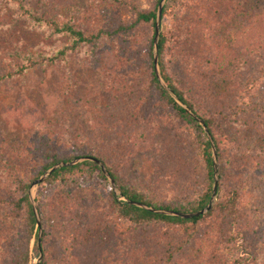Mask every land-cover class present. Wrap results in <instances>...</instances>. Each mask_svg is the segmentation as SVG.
Returning a JSON list of instances; mask_svg holds the SVG:
<instances>
[{"label":"rangeland","instance_id":"obj_1","mask_svg":"<svg viewBox=\"0 0 264 264\" xmlns=\"http://www.w3.org/2000/svg\"><path fill=\"white\" fill-rule=\"evenodd\" d=\"M155 1L22 0L40 16L59 24L69 22L87 35L104 30L96 43L84 44L60 57L59 51L69 43L65 34H54L45 26L33 24L20 15L14 2L0 0V56L16 64L27 63L28 59L39 62L23 75L0 83V264H10L15 252L13 244L25 241V210L23 205L16 208L22 197L18 180L30 183L28 200L30 204V194L43 239L40 245L44 253L40 250L39 255L44 254L47 264H125L118 260L131 250L135 232L128 220L115 216L108 188L102 182L64 190L43 184L47 177L32 187L44 175L36 177V171L48 161L49 142L61 143L58 153L80 149L99 156L135 184L155 181L157 176L166 174V167L194 156L196 147L190 130L163 106L149 85L145 47L149 29L140 25L125 34H107L121 25H130L135 19L134 9L152 10ZM173 4L174 0H167L164 6ZM235 8L238 14L231 12V19L222 18V29L205 32H214L211 40L223 47L215 53L205 44L206 50L196 49L192 54L207 60L215 53L216 57L230 60L221 63L224 66L235 63L230 64L229 77L222 82L207 81L210 95L217 102L227 96L235 101L240 92L249 97V106L242 115L247 125L230 127L217 119L213 133L230 151V161L235 162L236 153L244 157L241 173L233 171L236 176L229 177L234 174L227 172L226 190L233 197L239 194L234 230L243 231L248 239L245 247L253 258L248 264H264V0H236ZM173 25V17L165 18L160 35L169 32ZM195 26L197 34H204L203 26ZM52 57L56 58L49 61ZM169 59L171 73L183 86L190 87L191 69L184 55ZM203 64L208 69L213 67L208 61ZM130 84L131 91L121 92ZM240 96L245 101L244 95ZM239 132L244 138L237 150L238 143L225 141ZM87 157L94 158L86 155L70 162ZM103 161L100 162L105 166ZM217 167L219 178L218 157ZM174 186L175 183L171 190ZM197 188L198 185H189L187 189ZM102 218L114 227L111 243L106 245L89 231ZM210 223L208 220L203 224L202 233L212 231ZM37 229L36 226L35 232ZM28 247L30 264H34L39 257L35 254L34 234ZM195 248L198 254H193L187 264H225L220 256V260L213 257L215 246L208 245L206 239L198 241Z\"/></svg>","mask_w":264,"mask_h":264},{"label":"trees","instance_id":"obj_2","mask_svg":"<svg viewBox=\"0 0 264 264\" xmlns=\"http://www.w3.org/2000/svg\"><path fill=\"white\" fill-rule=\"evenodd\" d=\"M9 1L14 2L20 15L33 24L45 26L50 29L52 33L58 35L65 34L69 38V43L58 53L60 57L75 52L84 44L90 45L96 43L104 34V30H100L96 34L87 35L69 22L59 24L44 15L40 16L36 11L24 5L22 0ZM235 1L236 0H193L186 2V0H174V4L171 5V7L164 6L162 10V21L165 20V18L173 17L174 25L169 32L161 33L157 44L158 68L165 84L196 118H200L204 122L216 147L219 160L217 200L208 213L186 220L179 217L155 214L130 205L128 202L119 201L107 183L100 167L90 161H84L74 166L58 168L54 170L43 183L46 186L71 190L83 183L91 184L102 182L104 186L108 188L107 194L111 199V205L115 216L118 219L128 220L131 229L135 232V237L132 239L131 250L126 257H121L118 260L120 262L125 264H187L188 260L193 257V254H198V250H196L197 248H195V246L198 241L200 242L203 239H206L208 245L211 244L215 246L216 251L213 257L219 260L221 257L225 264H248L250 263L249 260H253V258H251V250L245 247L248 240L245 233L243 231L234 230L237 225L238 213H236V208L239 194L237 193L234 195L236 197H233V194L226 190L227 183L225 181L226 178L236 176L233 171L236 173L242 172V167L245 163L244 157L236 153L234 156L235 162H233V160L230 161V151L226 150L225 147L217 141L213 133V124H215L214 122L217 121V119L224 120L230 127L246 126L247 122H245L242 115L247 111L246 106H249V103L246 102L249 97L245 96V93L240 92L239 95H244L245 101H243L244 99H242L241 96L238 97L239 95H237L235 101H232V99L227 96L223 99L224 101L219 103L210 95V91L207 88L208 80L212 79L214 83H218L228 78L230 74V64L232 63L235 65L233 61L227 66L221 64H226L230 61L224 60L225 56L220 58L215 56L218 48L223 47V45L211 40L214 37V32L208 35L205 34V32H216L218 28L222 29L225 25L223 20H228L229 17L230 19L232 17L229 13L234 12V14H238L235 8ZM159 2L160 0H156L153 9L149 11L134 9L133 13L135 14V19L130 25H121L117 29L111 31L112 33L107 34L110 37L125 34L136 29L140 25L146 26L149 29V39L145 41L150 75L149 85L151 89L155 91L163 106L190 130L196 147L194 156L181 159L180 161L178 160L179 165H173L170 168L166 167V174L159 177L157 176L155 181L150 182L149 180L146 182L142 180L141 183L135 184L128 181L126 177H122L115 167L103 161V158L99 156L80 149L79 151L76 150L68 154L63 150H61L62 153H58L57 151H59V145H61V143L58 145L59 141H57L56 145H54L49 142L48 149L50 155H48V161L41 166L40 170L36 171L38 172L36 177L42 175L60 162L69 163L74 159L90 155L104 162L106 170L114 180L118 192L128 201L143 203L148 207H153L158 210L180 213L198 212L207 206L212 195L214 183L210 142L197 119L192 117L169 96L160 85L155 74L152 50L155 36L156 10ZM198 13H201V16L198 15ZM218 15L219 18L217 17ZM195 25L203 26L204 34H197L195 32ZM196 34L199 35L200 38H198ZM204 36H206L209 41H206L207 39L203 40ZM205 44H208L209 50L215 52L214 54H210L211 59L205 60L202 56L192 54V51L196 49L206 50ZM173 51H175L174 54H172ZM170 53L172 55H170ZM182 54L184 55L187 66L191 69L189 74L190 80L188 82L190 87L183 86L168 68L167 60H170L169 58L172 56L178 57ZM53 58L56 57L49 58L48 60L51 61ZM205 61L211 62L213 67L208 69V67L203 64ZM217 63H220V65ZM38 64L39 62L33 59H28L27 63L24 64H16L0 56V83L19 77ZM221 67H224L223 70L219 69ZM204 84L206 85L205 88ZM122 89L121 92L131 91V84L127 88ZM215 102L216 104H214ZM211 104H213L212 107L215 111L211 107ZM238 110L242 112L238 113ZM122 132L124 133L125 131ZM243 138V134L239 132L238 135L236 134L229 139L232 140L231 142L229 140L225 142L229 144L232 142L238 143L237 150H239V144H241ZM124 142H126V140ZM116 147L121 148L122 146L116 145ZM229 171H232L234 175L228 177L227 172ZM164 176L167 177L165 178ZM36 177H34V179ZM167 180H170V182ZM174 183L175 189L171 190ZM16 184L22 194L16 208L21 209L23 205L25 210L23 225L24 234L22 236L25 238V241H23V243L19 241L13 244L15 252L12 254V262L10 264H30L29 240L34 234L35 254L37 258L40 250L44 253L42 245L43 239H40L42 243L39 247L38 229L35 232L37 221L28 200L30 183L24 184L18 180ZM177 185L178 189L176 191ZM189 185H198V188L189 190L187 189ZM212 219H220V221L212 222ZM208 220H210L213 229L205 234L202 233L201 230L203 224ZM215 228L219 230L216 231ZM91 229L93 230H89L91 236L98 237L102 244L106 245L107 243H111L114 227L109 221L102 218L100 222L93 224ZM125 245L126 243H124L121 248L124 249ZM99 246L101 247V245ZM38 264H47L44 254L42 260Z\"/></svg>","mask_w":264,"mask_h":264},{"label":"water","instance_id":"obj_3","mask_svg":"<svg viewBox=\"0 0 264 264\" xmlns=\"http://www.w3.org/2000/svg\"><path fill=\"white\" fill-rule=\"evenodd\" d=\"M166 1L167 0H160L159 4L157 6V10H156L155 36H154V42H153V63H154V67H155V74H156V77H157L160 85L169 94V96L171 98H173L178 105H180L182 108H184L192 117L196 118V116L194 114H192V112L185 105H183L176 98V96L173 94V92L168 88V86L165 84V82H164V80H163V78H162V76L160 74L159 68H158L157 44H158V40H159V37H160V29H161V22H162V10L164 8V4H165ZM196 119H197L199 125L202 126V128L204 129V131H205V133L207 135V138H208V140L210 142L211 149H212V160H213V171H214V183H213L212 195H211L210 201H209V203L207 204V206L204 209H202V210H200L198 212H193V213H180V212H173V211H164V210L155 209L153 207H148V206H146L143 203L132 202V201L126 200L118 192V190L116 188V185H115V182L110 177V175L107 172L105 166L99 160H97L95 158H90V157L83 158V159L76 160V161L69 162V163H58V164H56L51 169L47 170L40 179H38L37 181H35L33 183L32 187H34V186L42 183L45 178L49 177L51 175V173L54 170L58 169V168L65 167V166H74V165H76V164H78L79 162H82V161H91V162L97 164L100 167L102 173L104 174L105 178L109 182L112 191L115 193V195L117 196V199L119 201L121 200V201L128 202L130 205H133L135 207L144 209L146 211H149V212H152V213H155V214L165 215V216H171V217H179V218L186 219V220L192 219V218H195V217H199V216H203V215H205L206 213H208L212 209L213 204H214V201L216 200L217 185H218L217 152H216V147L214 145V142L212 140V137L208 133L204 122L200 118H196ZM29 199H30V204L33 205V202L31 201L30 194H29ZM33 213H34V216H35L36 221H37V227L39 229V242H38V246L40 247L41 227H40L39 220L37 218L36 210L34 208H33ZM41 259H42V255L40 253L37 261L34 264H38L41 261Z\"/></svg>","mask_w":264,"mask_h":264}]
</instances>
